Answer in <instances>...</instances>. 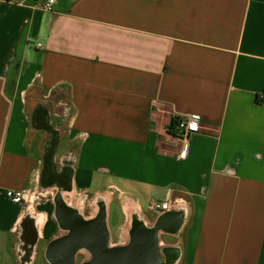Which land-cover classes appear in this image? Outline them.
Segmentation results:
<instances>
[{"label":"crops","instance_id":"0c3cea01","mask_svg":"<svg viewBox=\"0 0 264 264\" xmlns=\"http://www.w3.org/2000/svg\"><path fill=\"white\" fill-rule=\"evenodd\" d=\"M58 196L103 206L108 264H148L140 225L153 264H264V0H1L0 264H52Z\"/></svg>","mask_w":264,"mask_h":264},{"label":"water","instance_id":"95a60500","mask_svg":"<svg viewBox=\"0 0 264 264\" xmlns=\"http://www.w3.org/2000/svg\"><path fill=\"white\" fill-rule=\"evenodd\" d=\"M53 170V167L50 166ZM57 205L60 213H62L63 225H71L75 223V231L70 237L54 241L49 250V260L52 264H74V257L76 252L84 247H91L89 240H87L88 229L85 222L81 219L79 214L68 207L61 196L57 198ZM66 215V216H65ZM100 232L103 235L101 245L106 242V231L104 226ZM135 245L142 247L146 251L147 263L153 264L152 251L155 248V231H148L143 226H138L135 229ZM93 245V244H91ZM94 246V245H93Z\"/></svg>","mask_w":264,"mask_h":264},{"label":"flooded vegetation","instance_id":"af4514ba","mask_svg":"<svg viewBox=\"0 0 264 264\" xmlns=\"http://www.w3.org/2000/svg\"><path fill=\"white\" fill-rule=\"evenodd\" d=\"M39 119L41 121L45 120L44 116H42V115H40ZM58 179L59 178H57V176H55L53 171L49 168L47 170V174H46V177H45V182L47 184L53 183L54 181L59 183ZM59 184H62V183H59ZM56 212H57V217H58V219L60 221L61 227H63L65 230H67V232L64 235L61 236V238L70 237L71 235H73V233L75 231L74 227H75L76 224L72 222L71 225H68V226L63 225V221H62V218H61L62 217V213H60L58 205L56 206ZM84 222L87 225V229H88V236L86 238H87V240H89V243L94 245L93 246V245L90 244L91 247H87L93 253V260H92L91 263H86V264H108L109 260L113 256L111 255L110 251L106 248L107 247V235H106V242L103 243V245H101V242L103 240V235L100 232V230H102V226H103V223H104V208H103V206H101V211H100L99 215L96 217V219H93V220H90V221H84ZM25 227H26L25 228L26 229L25 230L26 237L28 239H33L34 238V232H33V223H32V221L31 220H27L25 222ZM49 250H50V247L48 249V254H49Z\"/></svg>","mask_w":264,"mask_h":264},{"label":"built area","instance_id":"2783aa9c","mask_svg":"<svg viewBox=\"0 0 264 264\" xmlns=\"http://www.w3.org/2000/svg\"><path fill=\"white\" fill-rule=\"evenodd\" d=\"M1 1V0H0ZM38 7L47 11L53 12L60 0H33ZM41 45H39L40 47ZM173 127H176L179 133V140L181 142L180 157L185 158L189 149V142L191 136L200 130L198 121L193 117H182L175 119ZM8 196L13 203L20 204L24 199V193L20 190L8 191ZM151 209L157 214H163L170 210L168 203L154 202Z\"/></svg>","mask_w":264,"mask_h":264},{"label":"rangeland","instance_id":"374dc122","mask_svg":"<svg viewBox=\"0 0 264 264\" xmlns=\"http://www.w3.org/2000/svg\"><path fill=\"white\" fill-rule=\"evenodd\" d=\"M48 155H53V153H47V156ZM55 194H56V191L52 189V191L49 194H47L46 196H44V201H47V200L49 201V200L54 199ZM57 198L58 197H56V199ZM45 244L46 243H43L42 244L41 252H40V256H39V259L37 261V264H46V262H45L46 260H45V257H44V249H45V246H46Z\"/></svg>","mask_w":264,"mask_h":264}]
</instances>
